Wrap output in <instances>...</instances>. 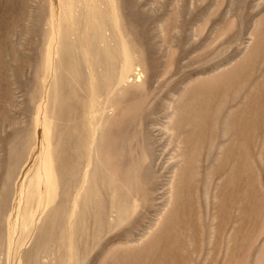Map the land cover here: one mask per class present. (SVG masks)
I'll use <instances>...</instances> for the list:
<instances>
[{"label": "rangeland", "instance_id": "obj_1", "mask_svg": "<svg viewBox=\"0 0 264 264\" xmlns=\"http://www.w3.org/2000/svg\"><path fill=\"white\" fill-rule=\"evenodd\" d=\"M0 264H264V0H0Z\"/></svg>", "mask_w": 264, "mask_h": 264}, {"label": "bare ground", "instance_id": "obj_2", "mask_svg": "<svg viewBox=\"0 0 264 264\" xmlns=\"http://www.w3.org/2000/svg\"><path fill=\"white\" fill-rule=\"evenodd\" d=\"M170 184H171V183H170ZM173 184H174V183H173ZM171 187H172V186H171ZM168 193H169V192H168ZM171 193H172V192H171ZM173 193H174V191H173ZM169 195H170V194H169ZM173 196H174V195H173ZM172 198H173V197H172V194H171V196L169 197V201H171ZM167 201H168V200H167ZM169 201H168V202H169ZM165 205H166V204H165ZM168 209H169V207H168ZM164 211H165V210H164ZM164 211H163V212H164ZM160 219H161V218H160ZM158 224H159V222H158ZM155 226H157V225H155ZM155 226H154V227H155ZM149 229H150V228H149ZM150 230H152V229H150ZM147 235H148V234H147ZM144 237H145V236H144ZM144 237H143V238H144Z\"/></svg>", "mask_w": 264, "mask_h": 264}]
</instances>
